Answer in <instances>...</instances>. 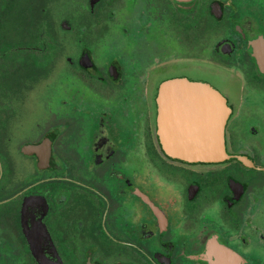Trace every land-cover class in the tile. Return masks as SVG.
<instances>
[{
	"label": "flooded vegetation",
	"instance_id": "af4514ba",
	"mask_svg": "<svg viewBox=\"0 0 264 264\" xmlns=\"http://www.w3.org/2000/svg\"><path fill=\"white\" fill-rule=\"evenodd\" d=\"M0 264H264V0H0Z\"/></svg>",
	"mask_w": 264,
	"mask_h": 264
},
{
	"label": "water",
	"instance_id": "95a60500",
	"mask_svg": "<svg viewBox=\"0 0 264 264\" xmlns=\"http://www.w3.org/2000/svg\"><path fill=\"white\" fill-rule=\"evenodd\" d=\"M197 94L200 95L201 102H206V107L201 106L199 109L182 110L178 107L174 108L172 101L168 100L167 93L165 90L158 95V121H160L161 137L162 142L166 150L172 154L178 155L183 158L195 160V159H213L208 155L209 151H205L206 147L204 144L208 142L204 141H170L164 136L165 132L163 130V121H168L169 119L184 118L186 120L194 121L197 118L201 119H212L213 121H206L216 127L217 133L221 131V126L223 121L227 117L225 109V101L222 96L210 90L205 86L196 87ZM216 143V142H215ZM220 148V147H219ZM218 148V150H219Z\"/></svg>",
	"mask_w": 264,
	"mask_h": 264
}]
</instances>
